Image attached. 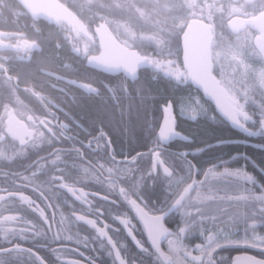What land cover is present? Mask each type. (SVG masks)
Wrapping results in <instances>:
<instances>
[{
	"label": "clouds",
	"instance_id": "clouds-1",
	"mask_svg": "<svg viewBox=\"0 0 264 264\" xmlns=\"http://www.w3.org/2000/svg\"><path fill=\"white\" fill-rule=\"evenodd\" d=\"M62 2L0 0L34 40L0 64V264H264V0Z\"/></svg>",
	"mask_w": 264,
	"mask_h": 264
},
{
	"label": "flooded vegetation",
	"instance_id": "flooded-vegetation-1",
	"mask_svg": "<svg viewBox=\"0 0 264 264\" xmlns=\"http://www.w3.org/2000/svg\"><path fill=\"white\" fill-rule=\"evenodd\" d=\"M25 4H34L38 0H22ZM59 4L63 6L62 0H56ZM27 8V6H25ZM56 8L58 11H56ZM33 15L39 13H45L49 16H53L57 19L61 18L60 15V8L55 7V5L49 1H40L32 6V8H27ZM30 29L20 20L16 21V24H6L3 18H0V64L5 63V58L9 56H15L17 62L15 64H11L9 62V67L11 71H19L22 70L24 63L30 57L32 53V49L34 48V40L30 36ZM108 37L111 38L110 34H107ZM15 41L13 45L11 41ZM107 42L109 40H106ZM107 46V45H106ZM107 47H111V44ZM86 80H78L77 84L79 83H86ZM66 87H75V85H66ZM81 112L86 117H91L95 113V109L93 105L85 103ZM234 137H238L239 134L233 133ZM252 148L249 147L247 150H251ZM175 223L174 219L169 220V226ZM245 251L242 248H234L232 249L233 253H238Z\"/></svg>",
	"mask_w": 264,
	"mask_h": 264
},
{
	"label": "water",
	"instance_id": "water-1",
	"mask_svg": "<svg viewBox=\"0 0 264 264\" xmlns=\"http://www.w3.org/2000/svg\"><path fill=\"white\" fill-rule=\"evenodd\" d=\"M40 1H43V0H38L36 3L40 2ZM44 1H49V2L53 3L55 5V7H59L60 11H61L60 15H62L63 12L65 11L64 7L61 4H59L56 0H44ZM22 2H24V1H22ZM36 3H34V4H25V6H27V8H32V6H35ZM56 11H58L57 8H56ZM100 40H101L102 44L105 45V46L106 45L109 46L111 44V38L108 37L107 34L106 35H102L100 37ZM106 40H109V41L107 42ZM112 54L113 55H118V52L115 49H113L112 50Z\"/></svg>",
	"mask_w": 264,
	"mask_h": 264
},
{
	"label": "trees",
	"instance_id": "trees-1",
	"mask_svg": "<svg viewBox=\"0 0 264 264\" xmlns=\"http://www.w3.org/2000/svg\"><path fill=\"white\" fill-rule=\"evenodd\" d=\"M223 134V133H221ZM198 135L200 137H203V138H207V133L205 130L201 129L199 130L198 132ZM233 135V133H232ZM241 150H244L242 147L241 148H233V149H229V151H241ZM247 150V149H246ZM247 152H249V154H252V155H259V152L257 150H254V149H251V150H247Z\"/></svg>",
	"mask_w": 264,
	"mask_h": 264
}]
</instances>
